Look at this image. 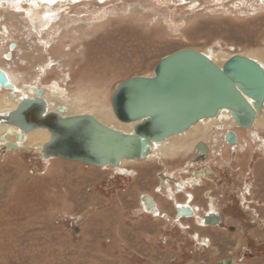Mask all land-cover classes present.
I'll list each match as a JSON object with an SVG mask.
<instances>
[{"label": "rangeland", "instance_id": "374dc122", "mask_svg": "<svg viewBox=\"0 0 264 264\" xmlns=\"http://www.w3.org/2000/svg\"><path fill=\"white\" fill-rule=\"evenodd\" d=\"M174 2L73 5L55 19L49 35L46 29L39 36L25 11L1 0L0 66L18 75L25 93L43 89L52 109L87 91L95 93L85 98L87 105L92 100L97 108L112 110V95L122 82L152 77L161 59L178 50L212 49L225 59L264 50V8L254 0H200L192 7ZM74 110L68 115L83 114ZM230 125L239 137L237 147L225 143L231 149L221 148L220 159L212 154L196 166L188 162L192 145L173 157L115 169L44 159L31 147L0 146V264H264V127L242 129L225 114L203 125L207 132L198 140L219 146ZM203 165L223 183V192L212 195H224L215 207L232 231L202 226L203 208L208 209L202 192L215 189L210 182L192 191L201 208L197 219L173 220L175 202L192 201L183 181ZM161 173L186 184L185 194L172 199L161 190ZM145 194L157 203L158 214L146 211L140 200Z\"/></svg>", "mask_w": 264, "mask_h": 264}, {"label": "water", "instance_id": "95a60500", "mask_svg": "<svg viewBox=\"0 0 264 264\" xmlns=\"http://www.w3.org/2000/svg\"><path fill=\"white\" fill-rule=\"evenodd\" d=\"M0 85L11 87L1 70ZM36 93L20 101L6 122L24 132L49 131L51 137L41 147L44 159L115 169L123 160H146L153 144L185 133L204 119H215L222 111H228L238 127L252 128L264 107V67L243 55H233L219 67L203 52L178 50L161 59L152 77L129 78L114 91L113 112L121 123L134 124L131 132L105 125L91 114L48 111L43 91ZM235 142L233 136L231 143ZM6 148L20 149L10 143ZM202 148L200 143L198 149Z\"/></svg>", "mask_w": 264, "mask_h": 264}, {"label": "bare ground", "instance_id": "6f19581e", "mask_svg": "<svg viewBox=\"0 0 264 264\" xmlns=\"http://www.w3.org/2000/svg\"><path fill=\"white\" fill-rule=\"evenodd\" d=\"M1 1V0H0ZM2 1H7L9 6H11L13 9H21L25 11L27 14V18L30 22L33 24V28L37 32L39 36L44 35V32L46 29L49 31L47 34H50V30H53V22L57 17L60 15V13L63 10H69L74 6L80 5V6H89L92 4H99L101 7L112 3L115 0H16V2H12L9 0H2ZM169 2L175 1L179 5L182 4L183 6L189 5V6H195V3H197L200 0H193V1H186V0H166ZM174 2V3H175ZM259 6H262L264 8V0H254ZM2 4V3H1ZM172 4V3H171ZM176 6V5H175ZM178 6V5H177ZM86 8V7H85ZM89 13V10L87 8L86 10ZM102 11V10H101ZM97 12H100L97 11ZM96 13L94 12V15ZM116 29V28H115ZM115 31V30H114ZM127 32V31H126ZM130 33V32H129ZM114 35V34H113ZM116 39V38H115ZM45 40V39H44ZM127 41V40H126ZM98 42V41H97ZM49 43V41H46V44ZM122 44V43H121ZM125 46V45H124ZM213 62H215L219 67H221L229 58L226 57V59L223 56H220L219 58H223V64L219 62L218 55L216 52L212 51L211 53L209 51L204 52ZM8 55V53H7ZM245 57H252L254 58L258 63L264 67V50H251L247 51L245 54ZM12 57V53H11ZM218 58V59H217ZM10 59V58H8ZM0 70L5 73V75L8 78V83L11 85L10 88H4L2 85H0V146H5L7 144H12L20 149H26L28 150L29 147L34 148L35 150H39L42 152V146L47 143L51 137L49 131L45 129H37L31 132H24L20 128L10 125L9 123L6 122L8 115L13 113L20 101H22L24 98L32 99L38 95L36 91H43V96L42 99L46 101L47 103V110L48 111H53V112H59V110L64 109V114L63 116H70L68 115L69 112H71V109H75L74 111L81 110L83 111V114H86L85 112H89V114L95 116L97 119H99L103 124L108 125L114 129L121 130L124 132H131L133 130L134 124H125L121 123L120 121L116 120V116L112 110H107V109H100L97 108L95 105V101L90 100V102L87 105L85 102L88 99H85L86 97H90V95L95 94L93 93H86L87 91L81 92L80 95L82 97L74 98L71 99V101H68L66 105L64 106H58L57 110L52 109V104L49 103L47 93L44 92L43 89L34 87L31 88L29 93H25L21 88H19V77L17 74H14L12 72L7 71L4 67L0 66ZM21 75V74H20ZM22 77V76H21ZM24 87V86H23ZM22 87V88H23ZM11 95H14V98L12 99ZM54 105H59L56 101L53 103ZM86 106V107H85ZM264 107L263 110L259 113L258 117L255 120L254 126L256 123H260L262 127H264ZM93 113V114H92ZM225 114H228L230 117V113L228 111H222L219 115V117L215 119H204L198 123H196L194 126H192L188 131L182 134L174 135L163 141L162 143H155L152 146V151L151 154L149 155L150 158H156L158 157L159 159H165L169 158V155L171 157L178 155V151L181 150L180 147L183 148H190L194 147L196 143H198L202 139L203 135L207 132V130H203L202 126H207L208 123L212 122L213 120L221 119ZM233 123H236L235 119L231 117ZM117 122H116V121ZM200 125V126H199ZM193 130L189 132L191 129ZM229 130L226 132L224 135L225 142L227 144L233 145L232 147H235L233 143H231V140H233V136L236 137V141L239 140V137L236 132L232 131L233 126H229ZM202 132V134H200ZM19 134H22V138H19ZM168 143V145H166ZM204 143V142H203ZM170 146L171 152L168 153V149L166 147ZM10 149V148H8ZM147 158V159H148ZM130 161H137V160H123L122 164L128 163ZM120 165V166H121ZM118 168V167H117ZM126 172V171H123ZM127 173V172H126ZM200 177V176H199ZM165 181V180H164ZM178 181V180H177ZM184 183H189L188 185L194 186L195 184H201V180L198 178L195 180H188V181H183ZM179 184L176 189H172L168 184H163L164 187L171 193V198L174 199L177 196V192L184 191V187L186 186L183 185L180 181L176 182ZM190 198L189 201L193 198V195L189 194L188 196ZM140 200H142L143 206L145 207L147 212L153 213L154 215L159 213V208L157 203L154 201V199L148 195L145 194L143 195ZM175 204L178 207L180 217L185 216L189 217L190 211L192 213V209L195 210L196 207L192 205V201L189 204H179L177 201ZM214 205L211 204V207ZM214 209V208H212ZM154 211V212H153ZM214 212V210H213ZM197 215V213L195 212ZM218 214V213H217ZM162 216L166 219H169L167 214H162ZM214 216V215H213ZM212 216V217H213ZM214 219V218H213ZM210 223H213L211 219H208ZM207 225V222L202 221V226L204 224ZM219 264H234L231 261H227L225 263H219Z\"/></svg>", "mask_w": 264, "mask_h": 264}, {"label": "flooded vegetation", "instance_id": "af4514ba", "mask_svg": "<svg viewBox=\"0 0 264 264\" xmlns=\"http://www.w3.org/2000/svg\"><path fill=\"white\" fill-rule=\"evenodd\" d=\"M237 125V124H236ZM240 128V127H239ZM253 128V127H252ZM251 129V128H250ZM211 139H212V137H211ZM255 139V138H254ZM263 139H264V137H263ZM204 141H199L198 143H196V145H195V149H194V151L193 152H191V158H190V160L188 161L191 165H194V166H196V165H199V164H201V163H206V161H208L209 160V158H210V156L212 155V154H217V157H218V159H220L222 156V153H220V152H222V150H221V148H228V149H231V147H226V142H225V139H223V137L221 138V136H219V146H215V142H214V140L213 141H210V142H208L209 144H207L206 142H204ZM240 141L239 140H237L235 143H234V146L235 147H237L236 145L239 143ZM259 142V141H258ZM200 143H202V144H204L205 145V149H201V150H199L198 149V146H199V144ZM226 143V144H225ZM245 146H249V145H247V144H245V143H243ZM228 145V144H227ZM257 146H259V145H257ZM261 147V146H260ZM259 148V147H258ZM233 155H230V162H234L235 160H236V157H235V159L233 160ZM259 171H261V169H259ZM264 170H262L261 172H263ZM161 181H160V183H159V187H160V189L161 190H167L165 187H164V185L163 184H165V182H166V184H169V185H171L172 186V188H176V187H178L179 185L176 183V182H178V181H180V180H178V179H176L174 176H170V175H165V174H162L161 173ZM200 176V177H199ZM214 177V178H213ZM199 179V180H202V183L201 184H195L194 186H191V185H187V188H188V190H189V192H191V194L194 196L193 198H192V203L194 204V202L196 201V195H195V193L194 192H192L193 191V189H202L203 187H205L206 186V184H207V182H210V183H212V186H210V187H213V188H215V189H211V188H209V189H205V190H203V192H202V198L206 201V203H207V201H208V209H207V207H206V209H205V207L202 209L203 210V213H202V221H204L205 220V222L207 221V218H210L211 219V221L214 223L213 225H205L204 223V228H207V227H210V226H216V227H220V228H226V230H228V231H232L234 228L233 227H224V218H223V215H222V213L221 212H219L217 209H216V207H215V205H216V203L219 201V199L220 198H222L224 195L221 193V194H219L220 193V191L221 192H223V189H224V186H222L223 185V183H222V181H221V179H216V177H215V175L213 174V172L212 171H210L209 170V168L208 167H206V166H202V169H191L190 171H189V178L188 179H191V180H193V179ZM219 178V177H218ZM187 179V180H188ZM165 180V181H164ZM178 180V181H177ZM186 180V181H187ZM183 181V180H182ZM165 184V185H166ZM208 185V184H207ZM190 186V187H189ZM220 188H222V189H220ZM215 191H218L219 193L217 194V196L215 197V196H213L214 195V193H215ZM178 194L177 195H181V194H185V192L184 191H181V192H177ZM248 193H249V195H253V192H250V191H248ZM213 194V195H212ZM188 195V194H187ZM220 197V198H219ZM219 198V199H218ZM187 199H189L188 198V196H187ZM172 201V200H171ZM187 201V200H186ZM172 202H174V201H172ZM211 204H213L214 205V207H215V210L216 211H214L213 212V210H212V207H211ZM175 206V213H174V216H173V220H177V218L179 219V216H180V213H179V211H178V207H177V205L175 204L174 205ZM194 206L196 207L195 208V210H193L192 209V213H191V216H189V217H185V216H182L180 219H183V217H185V218H189V219H197V215L195 214V212H200L201 211V208L199 207V206H197V205H195L194 204ZM209 206H210V208H209ZM203 207V206H202ZM218 213V214H217ZM148 214H150V215H152V216H154V214H152V213H149L148 212ZM214 215V216H213ZM213 216V217H212ZM164 218V217H163ZM184 218V219H185ZM214 218V219H213ZM200 224V223H199ZM252 224H256V222H252ZM257 226L255 225L253 228H256ZM225 259H230V258H224V259H222V260H225ZM231 260H233V259H231ZM234 261V260H233Z\"/></svg>", "mask_w": 264, "mask_h": 264}, {"label": "crops", "instance_id": "0c3cea01", "mask_svg": "<svg viewBox=\"0 0 264 264\" xmlns=\"http://www.w3.org/2000/svg\"><path fill=\"white\" fill-rule=\"evenodd\" d=\"M178 202V201H177ZM179 203V202H178ZM179 204H182V203H179ZM184 204V203H183Z\"/></svg>", "mask_w": 264, "mask_h": 264}]
</instances>
